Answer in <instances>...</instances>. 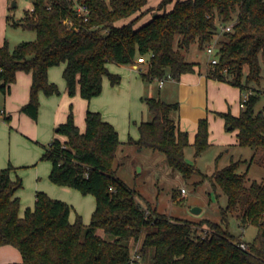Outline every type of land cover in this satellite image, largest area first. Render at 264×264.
I'll list each match as a JSON object with an SVG mask.
<instances>
[{"label":"trees","instance_id":"obj_1","mask_svg":"<svg viewBox=\"0 0 264 264\" xmlns=\"http://www.w3.org/2000/svg\"><path fill=\"white\" fill-rule=\"evenodd\" d=\"M74 1L34 0L22 20L8 18L14 27L34 31L36 39L13 48L8 41L0 42V91L10 92L19 71L31 73L30 100L21 112L34 120L41 107L39 94L61 93L49 80L50 68L65 63L69 95L80 92L86 100L102 94L105 78L113 86L121 83L122 77L112 73L108 64L135 65L139 57H149L141 73L146 84L180 81L200 67L187 60L185 52L194 46L205 51L219 30L217 20L233 28L219 42V62L206 70L207 76L243 92L262 79L264 0H162L158 9L163 11L140 26L153 10L148 7L150 0H78L89 7L87 21L77 16ZM259 101V95L250 93L242 99L245 106L239 116L219 115L228 129L239 131V146L264 154V111L256 110ZM143 103L150 118L140 125V138H130L129 144L162 152L185 179L200 173L186 158L191 143L189 132L181 129L179 102L144 97ZM56 133L67 140L56 137L45 146L42 159L52 163L50 180L93 195L96 210L89 225L81 215L72 223L68 203L38 192L34 210L27 209L21 217L16 193L23 180L12 178V165L0 169V247L17 248L22 264H264V180L249 183L247 172H239L244 161H232L210 177L228 200L221 207L222 222H192L141 204L137 191L118 175L119 133L101 112H87L82 132L71 108ZM209 135V120H200L193 144L195 159L210 148ZM231 217L238 221V236L228 230ZM198 226L208 232L197 234ZM251 226L256 233L247 241L244 233ZM134 245L138 259L132 256Z\"/></svg>","mask_w":264,"mask_h":264},{"label":"crops","instance_id":"obj_2","mask_svg":"<svg viewBox=\"0 0 264 264\" xmlns=\"http://www.w3.org/2000/svg\"><path fill=\"white\" fill-rule=\"evenodd\" d=\"M14 3L17 4V2ZM14 3L13 7L17 8L18 4L14 6ZM156 5L155 0L153 3H149L148 7H156ZM150 16H146L139 23V26L150 20ZM9 17H12L10 0H0V42L8 41L11 46L7 38L9 28L22 27H14L8 20ZM22 18L24 16L17 20L13 19L20 21ZM126 22H121L120 25ZM147 58L149 57H139V61L135 65L108 64L112 73L122 76L121 83L113 86L110 80L105 78L102 94L92 100L84 99L80 92L74 97L69 95L67 82L64 78V71L67 66L65 63L50 68L49 80L59 86L61 93L53 96H47L43 92L39 94L41 107L37 120L21 112L22 107L30 100L33 83L31 73L19 71L17 80L12 84L10 92L4 95L0 91V113L4 111L0 117V169L8 168L12 164L15 168L11 174L12 178L16 180L20 177L25 180L26 189H20L16 193V196L21 200V217H24L27 209L34 210L37 193L45 192L51 198L62 200L72 207L70 214L72 223L76 221L78 215L82 216L85 225L91 223L97 206L96 198L92 195L88 196L94 197L95 200L82 198L79 196L80 194H77L80 193L79 191L52 183L49 180L52 163L42 160L45 153L44 148L56 137L63 141L67 140L65 136L58 135L56 129L60 124L67 121L71 108L75 122L82 132L86 130V115L91 110L101 112L103 119L117 129L121 141L117 151V159L121 167L131 160L136 159L135 161H138L144 149L129 144V139L138 140L140 138V125L144 120L150 118L148 114L145 116L143 98L157 97L153 92L149 93L148 96L145 93L149 86L157 83L146 84L142 78V70L149 62L144 66L142 63H146ZM167 83L175 91L174 99L170 103L179 102L180 104L181 129L189 132L191 145L186 150L187 161L194 157L195 148L193 144L196 140L198 124L200 120L205 118L209 120L210 148L202 156L210 153L213 149H218L217 152L223 149L229 152L231 148L241 147L238 144L239 131L228 129L225 119L219 113L230 112L233 116H239L242 111V99L248 95L247 93L229 83L209 78L201 66L197 67L194 73L182 75L180 81L169 79L165 81L162 87L158 83V87L160 89L165 88ZM6 118H9L10 121H6ZM202 156L198 157L195 163ZM216 160L218 162L219 157ZM124 161L126 162L125 165ZM240 161L244 160L240 159ZM155 168L154 166L153 169ZM175 197L177 198V193ZM85 204L87 205L85 206ZM141 204L143 203L141 202ZM143 206L151 205L143 204ZM21 260L23 262L21 253L14 246L0 247V264H21Z\"/></svg>","mask_w":264,"mask_h":264},{"label":"rangeland","instance_id":"obj_3","mask_svg":"<svg viewBox=\"0 0 264 264\" xmlns=\"http://www.w3.org/2000/svg\"><path fill=\"white\" fill-rule=\"evenodd\" d=\"M154 1L155 0H151L150 3ZM161 1L162 0H156V7H151L153 10L149 14L151 15L150 17L156 12L163 11H159L158 9ZM14 2H17V8L13 7ZM32 6V0H10L11 15L17 20L25 16L26 12L30 11ZM217 24L219 30L213 37V41L219 44L220 41L225 39V36L224 32H221L220 29V26L223 24H221L219 20H217ZM7 38L11 43V48H13L20 42L35 40L36 33L32 30L10 27ZM185 56L189 61L198 62L205 71L211 66L209 63L210 56L206 53V50L202 51L198 46H194L189 52H185ZM148 62L149 58H147L146 63H142V65H147ZM261 64V81L259 83H251L249 89L245 90L247 94L254 93L260 96V101L256 106L257 111H264V56H261ZM152 92L155 96L168 102H172L174 99V88L168 83L165 88L160 89L157 82L155 85L149 86L148 91L145 93L148 96L149 93ZM144 108L146 110L145 105ZM146 114H148L147 111H145V116ZM217 150L218 149H213L210 153L205 154L202 158L197 160L196 163L194 157L190 158L188 162L194 164L200 170V173L195 174L190 179H185L178 170L171 167L163 153L154 152L150 149H144L138 161H135L136 159L128 163L124 161L123 163L124 165L126 163V165L119 169L118 175L129 187L137 191L138 198L144 205L150 204L153 210L159 214H165L172 219L192 222L210 219L214 222L221 223V207H226L228 200L227 197L223 195L220 187H215L210 177H212V174L217 168L222 169L230 164L231 161L235 162L242 159L246 162L242 165L240 172H248V178L250 179L249 183L252 181L262 182L264 180V154H261V150H253L247 147L231 148L229 152L224 149L218 152ZM218 157L219 161L217 162L216 159ZM154 166L156 167L155 169H153ZM21 179L23 180L22 189L24 190L26 189V183L23 178ZM183 188L186 190L185 194L181 193V189ZM176 193L177 198L175 197ZM77 194H80L79 196L82 198H93L95 200V198L92 197L93 195L85 196L81 193ZM86 205L87 204H85V206ZM196 207L202 209L200 214L192 212V209ZM196 230L197 234L200 235H205L208 232V228L206 227L198 226ZM228 230L237 236L241 233L238 221L235 217L230 218ZM255 233L256 228L254 226L249 227L244 233V239L252 241ZM137 247L138 245L131 247L132 256L135 259L139 258L137 255ZM22 263L21 260V264Z\"/></svg>","mask_w":264,"mask_h":264},{"label":"built area","instance_id":"obj_4","mask_svg":"<svg viewBox=\"0 0 264 264\" xmlns=\"http://www.w3.org/2000/svg\"><path fill=\"white\" fill-rule=\"evenodd\" d=\"M74 11L76 12L77 16L81 19H83L84 21H87V18L90 14V10H89V7L78 1V0H75L74 1ZM69 24H72L71 22H68ZM232 28H233V25L232 24H229V25H222L220 26V29H221V32H230L232 31ZM206 53L210 56V60H209V63L210 65H216L218 64L219 62V48H218V43H216L215 41H213L212 43H209L207 46H206ZM164 83L165 81H160V86H164ZM248 97L245 96V99ZM244 103L241 104V107L244 108ZM4 114V111H2L0 113V117H2V115ZM182 193H186V190L185 189H182ZM243 248H246V245L245 244H242L241 245Z\"/></svg>","mask_w":264,"mask_h":264},{"label":"water","instance_id":"obj_5","mask_svg":"<svg viewBox=\"0 0 264 264\" xmlns=\"http://www.w3.org/2000/svg\"><path fill=\"white\" fill-rule=\"evenodd\" d=\"M16 5H17V4L14 3V6H16ZM192 212L195 213V214H200V213L202 212V209L196 207V208L192 209Z\"/></svg>","mask_w":264,"mask_h":264}]
</instances>
